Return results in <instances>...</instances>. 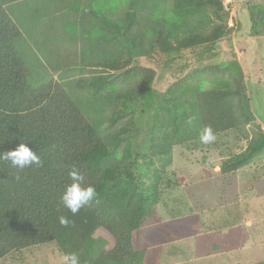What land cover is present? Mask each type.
Instances as JSON below:
<instances>
[{
    "label": "trees",
    "instance_id": "trees-1",
    "mask_svg": "<svg viewBox=\"0 0 264 264\" xmlns=\"http://www.w3.org/2000/svg\"><path fill=\"white\" fill-rule=\"evenodd\" d=\"M21 1L25 0H0V152L25 142L42 164L21 171L0 161V259L49 242L61 254L76 253L80 264H139L143 253L135 247L136 234L157 202L158 184L171 162L172 145L195 137L205 126H211L214 134L236 129L247 146L221 162L222 173L238 170L264 151V132L255 123L243 72L235 59L193 68L172 82L154 108L145 141L147 151L161 160L160 169L146 183L128 181L122 161L128 155L119 150L123 133L107 135L101 129L98 114L104 106L103 90H108L106 94L116 90L111 96L116 107L109 117V126H113L135 104L151 97L155 70L132 68L141 83L128 84L130 88L118 92L116 83L126 85L128 80L125 72H117L124 63H100L104 70L114 72L98 75L86 85L96 94L98 104L76 95L77 90L71 84L66 87L64 81L30 83V69L18 46L30 28V19L21 13L20 5L10 9ZM173 11L171 17L155 12L162 18L155 23L151 42L135 30V11L127 12L123 20L99 14L97 34L115 48L121 45L116 52L129 59L152 57L157 49L175 57L185 49L209 48L230 34L223 0H173ZM196 14L205 16L207 25L184 28L188 15ZM249 19L254 30L264 28V1L249 8ZM51 54L63 62L61 46ZM123 148L129 150L130 145ZM73 166L85 176V185L94 186L97 192L96 199L75 215L60 200ZM60 216L70 223L62 226Z\"/></svg>",
    "mask_w": 264,
    "mask_h": 264
},
{
    "label": "rangeland",
    "instance_id": "rangeland-1",
    "mask_svg": "<svg viewBox=\"0 0 264 264\" xmlns=\"http://www.w3.org/2000/svg\"><path fill=\"white\" fill-rule=\"evenodd\" d=\"M263 1L223 0L231 31L209 48L185 49L175 57L157 49L152 57L131 59L116 52L121 45L115 48L98 36L99 14L123 20L127 12L135 11V30L146 34L151 42L155 23L162 18L155 12L171 17L175 14L173 0H25L10 9L20 5L21 13L30 19V28L18 46L29 66L32 84L64 81L66 87L71 84L77 90L76 95L98 104L96 94L87 90L86 85L98 75L114 72L104 70L100 63L113 60L124 63L117 72H125L128 80L124 82L126 85L116 83L118 92L130 88L128 84L141 83V77H136L132 68L155 70L151 97L135 104L129 115L109 126L112 122L109 117L116 107L111 96L116 90L111 94L103 90L104 106L98 114L104 133L113 135L119 130L123 133L119 150L128 155L127 160L122 157L125 176L128 181L142 184L154 177L161 164L159 157L150 154L145 146L154 108L164 90L193 68L236 59L244 75L255 123L264 132V28L254 30L249 19V8ZM188 16L184 28L207 25L203 15ZM58 46L62 47L63 62L51 54ZM215 136L216 140L209 144L201 143L196 135L171 146V162L161 173L157 202L136 234L135 247L143 253L139 264L264 262V151L238 170L222 173L221 162L243 151L247 140L236 129ZM127 144L130 148L124 150ZM61 256L56 245L48 242L10 252L0 259V264H62Z\"/></svg>",
    "mask_w": 264,
    "mask_h": 264
},
{
    "label": "clouds",
    "instance_id": "clouds-1",
    "mask_svg": "<svg viewBox=\"0 0 264 264\" xmlns=\"http://www.w3.org/2000/svg\"><path fill=\"white\" fill-rule=\"evenodd\" d=\"M192 119V117H189L188 123H191ZM198 135L200 142L203 144H209L216 140L211 126L203 127ZM0 161L10 163L12 168L21 171L33 165L40 166L42 164L40 157L25 142L19 143L12 150L0 152ZM68 177L70 183L64 186L60 200L62 205L75 215L81 208L96 199L97 192L94 186L85 185V176L74 166L68 172ZM59 222L62 226H67L70 223L65 216H60ZM61 262L62 264H80L79 256L76 253L62 254Z\"/></svg>",
    "mask_w": 264,
    "mask_h": 264
}]
</instances>
